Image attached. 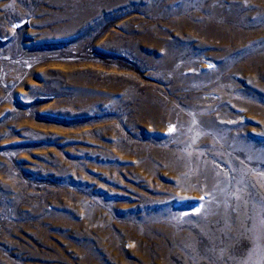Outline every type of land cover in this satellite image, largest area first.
Masks as SVG:
<instances>
[{
  "label": "rangeland",
  "instance_id": "374dc122",
  "mask_svg": "<svg viewBox=\"0 0 264 264\" xmlns=\"http://www.w3.org/2000/svg\"><path fill=\"white\" fill-rule=\"evenodd\" d=\"M0 264H264V0H0Z\"/></svg>",
  "mask_w": 264,
  "mask_h": 264
},
{
  "label": "snow or ice",
  "instance_id": "6c2138e0",
  "mask_svg": "<svg viewBox=\"0 0 264 264\" xmlns=\"http://www.w3.org/2000/svg\"><path fill=\"white\" fill-rule=\"evenodd\" d=\"M170 131H171V129H170Z\"/></svg>",
  "mask_w": 264,
  "mask_h": 264
}]
</instances>
